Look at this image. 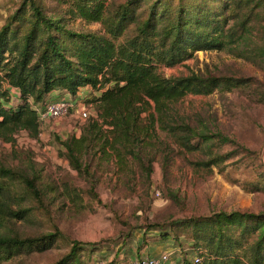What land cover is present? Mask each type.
<instances>
[{
  "label": "rangeland",
  "instance_id": "374dc122",
  "mask_svg": "<svg viewBox=\"0 0 264 264\" xmlns=\"http://www.w3.org/2000/svg\"><path fill=\"white\" fill-rule=\"evenodd\" d=\"M73 1L37 0L48 16L63 17L75 31L103 32L100 22L69 12ZM125 1L112 0L115 5ZM22 2L0 0V29ZM148 7L142 8L148 12ZM252 11L251 34L241 44L197 51L159 69L165 77L198 73L248 79L249 84L231 90L188 94L175 104L198 133L211 136L197 150L185 149L156 124L131 153L120 158L112 149H93L83 158L85 170L78 171L64 155L62 141L80 135L98 117L96 104L88 100L95 94L90 87L79 105L41 125L37 136L21 129L12 141L0 139V167L22 175L2 180L9 188L8 202L26 211L1 220L0 235H57L47 249L22 248L9 258L0 254V264H53L75 241L92 244L81 252L87 264H134L140 256L157 255L160 247L173 252L170 263L180 262L196 254L191 233L178 230L176 239L164 245L151 237L155 225L171 228L177 220L218 211L264 213V56H239L252 47L264 50V0L244 9ZM82 108L88 112L85 119ZM142 121L149 125L147 113ZM24 178L35 180L37 192Z\"/></svg>",
  "mask_w": 264,
  "mask_h": 264
},
{
  "label": "trees",
  "instance_id": "16d2710c",
  "mask_svg": "<svg viewBox=\"0 0 264 264\" xmlns=\"http://www.w3.org/2000/svg\"><path fill=\"white\" fill-rule=\"evenodd\" d=\"M252 2L126 0L115 5L112 0H74L69 12L88 23L100 22L103 32L97 33L75 31L63 17L48 16L37 0H23L0 29V139L12 141L21 129L37 136L35 103L46 104L56 90L76 95L89 86L95 94L88 100L96 104L98 117L80 135L62 141L64 155L78 171L85 170L83 158L93 149H112L120 158L131 153L156 124L185 149L197 150L211 136L198 133L175 104L188 94L231 90L249 84L248 79L198 73L165 77L159 69L197 51L235 47L247 40L253 11L244 9ZM143 5H149L148 12ZM239 54L256 59L264 50L252 47V52ZM17 178H22L17 171L0 167V221L26 212L9 204V188L2 181ZM24 181L37 192L35 180ZM178 230L191 233V247L201 261L185 257L174 264H264V213L218 211L177 220L171 228L155 225L151 237L166 245ZM56 236L0 235V254L9 258L22 248L47 249ZM87 246L92 244L75 241L53 264H87L81 255Z\"/></svg>",
  "mask_w": 264,
  "mask_h": 264
},
{
  "label": "built area",
  "instance_id": "2783aa9c",
  "mask_svg": "<svg viewBox=\"0 0 264 264\" xmlns=\"http://www.w3.org/2000/svg\"><path fill=\"white\" fill-rule=\"evenodd\" d=\"M78 101L79 100L74 98H59L56 100H50L44 105L35 103L34 108L37 112L40 126L49 122L51 119L69 114L76 105H79ZM79 111L83 119L88 117L87 110L82 108ZM172 258L173 252L162 251L157 255L140 256L134 264H172L170 263ZM192 260L198 263L201 261V258L199 255L195 254Z\"/></svg>",
  "mask_w": 264,
  "mask_h": 264
},
{
  "label": "crops",
  "instance_id": "0c3cea01",
  "mask_svg": "<svg viewBox=\"0 0 264 264\" xmlns=\"http://www.w3.org/2000/svg\"><path fill=\"white\" fill-rule=\"evenodd\" d=\"M91 88V87H90ZM89 89V86H83L79 89V91L77 92L76 95H72L67 91H62V90H56L54 91L51 95L49 99L55 100V98L59 99V98H74L79 100L80 97H82V93L85 92L86 90ZM16 89H12V93L15 94ZM157 249L154 250V253L156 252ZM163 247H160V249L157 250V252L155 254H159L160 252H162ZM152 252V251H151ZM153 253V252H152ZM178 261H173L172 264L177 263Z\"/></svg>",
  "mask_w": 264,
  "mask_h": 264
}]
</instances>
